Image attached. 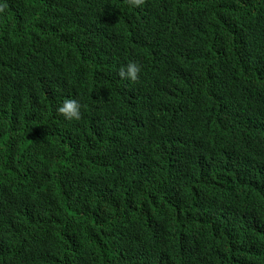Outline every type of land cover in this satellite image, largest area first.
Here are the masks:
<instances>
[{"label":"trees","instance_id":"16d2710c","mask_svg":"<svg viewBox=\"0 0 264 264\" xmlns=\"http://www.w3.org/2000/svg\"><path fill=\"white\" fill-rule=\"evenodd\" d=\"M0 264H264V0H0Z\"/></svg>","mask_w":264,"mask_h":264},{"label":"clouds","instance_id":"9594fccd","mask_svg":"<svg viewBox=\"0 0 264 264\" xmlns=\"http://www.w3.org/2000/svg\"><path fill=\"white\" fill-rule=\"evenodd\" d=\"M145 3V0H127V5L130 8L141 7ZM141 68L135 62H129L126 66L121 67L119 75L121 78H127L130 81H136L138 73ZM81 102L78 99H64L56 111L62 115L66 120L73 121L79 120L81 117Z\"/></svg>","mask_w":264,"mask_h":264}]
</instances>
